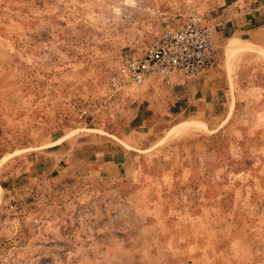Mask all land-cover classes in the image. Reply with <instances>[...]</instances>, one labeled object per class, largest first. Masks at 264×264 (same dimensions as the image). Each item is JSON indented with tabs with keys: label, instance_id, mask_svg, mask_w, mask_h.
<instances>
[{
	"label": "rangeland",
	"instance_id": "1",
	"mask_svg": "<svg viewBox=\"0 0 264 264\" xmlns=\"http://www.w3.org/2000/svg\"><path fill=\"white\" fill-rule=\"evenodd\" d=\"M193 14L214 66L110 87ZM0 264H264V0H0Z\"/></svg>",
	"mask_w": 264,
	"mask_h": 264
},
{
	"label": "built area",
	"instance_id": "2",
	"mask_svg": "<svg viewBox=\"0 0 264 264\" xmlns=\"http://www.w3.org/2000/svg\"><path fill=\"white\" fill-rule=\"evenodd\" d=\"M217 61L208 30L193 14L182 24L162 30L141 53L126 58L108 83L116 90L139 87L149 80L167 86L175 81L185 83Z\"/></svg>",
	"mask_w": 264,
	"mask_h": 264
},
{
	"label": "crops",
	"instance_id": "3",
	"mask_svg": "<svg viewBox=\"0 0 264 264\" xmlns=\"http://www.w3.org/2000/svg\"><path fill=\"white\" fill-rule=\"evenodd\" d=\"M151 81L152 82H156L157 80H151ZM151 81L150 80L146 81V82L143 83V85L146 84V83L149 84ZM174 83L177 85V84H181L182 82L181 81H175ZM174 83H173V85H175Z\"/></svg>",
	"mask_w": 264,
	"mask_h": 264
},
{
	"label": "bare ground",
	"instance_id": "4",
	"mask_svg": "<svg viewBox=\"0 0 264 264\" xmlns=\"http://www.w3.org/2000/svg\"><path fill=\"white\" fill-rule=\"evenodd\" d=\"M187 128V127H186Z\"/></svg>",
	"mask_w": 264,
	"mask_h": 264
}]
</instances>
